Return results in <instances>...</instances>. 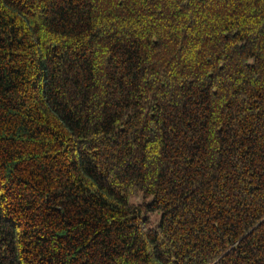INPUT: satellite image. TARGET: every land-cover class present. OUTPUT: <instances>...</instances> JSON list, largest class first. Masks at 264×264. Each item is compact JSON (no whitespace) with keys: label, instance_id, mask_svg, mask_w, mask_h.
Returning <instances> with one entry per match:
<instances>
[{"label":"trees","instance_id":"16d2710c","mask_svg":"<svg viewBox=\"0 0 264 264\" xmlns=\"http://www.w3.org/2000/svg\"><path fill=\"white\" fill-rule=\"evenodd\" d=\"M0 264H264V0H0Z\"/></svg>","mask_w":264,"mask_h":264},{"label":"rangeland","instance_id":"374dc122","mask_svg":"<svg viewBox=\"0 0 264 264\" xmlns=\"http://www.w3.org/2000/svg\"><path fill=\"white\" fill-rule=\"evenodd\" d=\"M134 199H137V197H134Z\"/></svg>","mask_w":264,"mask_h":264}]
</instances>
